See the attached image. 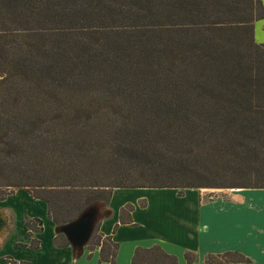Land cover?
<instances>
[{
	"label": "trees",
	"instance_id": "16d2710c",
	"mask_svg": "<svg viewBox=\"0 0 264 264\" xmlns=\"http://www.w3.org/2000/svg\"><path fill=\"white\" fill-rule=\"evenodd\" d=\"M260 19L262 0H0V200L25 188L60 226L114 187L264 189ZM86 244L114 263L97 227Z\"/></svg>",
	"mask_w": 264,
	"mask_h": 264
},
{
	"label": "crops",
	"instance_id": "0c3cea01",
	"mask_svg": "<svg viewBox=\"0 0 264 264\" xmlns=\"http://www.w3.org/2000/svg\"><path fill=\"white\" fill-rule=\"evenodd\" d=\"M254 39L264 42V19L254 22ZM248 198L210 199L196 188L114 187L109 201L96 202L95 224L117 243L113 264H264V206ZM0 214V264H110L100 259L99 245L75 248L58 237L46 202L25 188L0 200ZM26 217L40 219L41 231L30 233ZM226 252L240 256L226 259ZM208 256L217 262L208 263Z\"/></svg>",
	"mask_w": 264,
	"mask_h": 264
},
{
	"label": "water",
	"instance_id": "95a60500",
	"mask_svg": "<svg viewBox=\"0 0 264 264\" xmlns=\"http://www.w3.org/2000/svg\"><path fill=\"white\" fill-rule=\"evenodd\" d=\"M96 202L86 207L74 220L58 226L59 232H62L68 242L75 248L85 245L94 229L95 222L97 221ZM2 224L3 220L0 214V231Z\"/></svg>",
	"mask_w": 264,
	"mask_h": 264
},
{
	"label": "rangeland",
	"instance_id": "374dc122",
	"mask_svg": "<svg viewBox=\"0 0 264 264\" xmlns=\"http://www.w3.org/2000/svg\"><path fill=\"white\" fill-rule=\"evenodd\" d=\"M20 172V171H19ZM25 174L28 175V171H27V167L25 170ZM15 176V175H13ZM16 179L13 180H17L22 182V180L25 178V175L22 174L21 172L19 173L18 177H14ZM19 182V183H20ZM184 190V189H183ZM197 191L201 194L204 195V197H210V199H216L220 196L222 197H229V196H250L252 198H248V201H253L256 200L258 206H264V189H243V188H201V189H197ZM191 194H189L190 196ZM218 196V197H217ZM96 216V215H95ZM96 227V224L94 225V228ZM226 258V257H225ZM226 259H232L229 256Z\"/></svg>",
	"mask_w": 264,
	"mask_h": 264
}]
</instances>
